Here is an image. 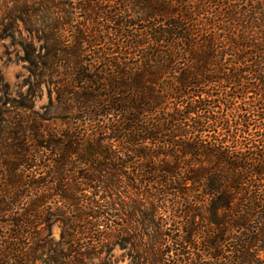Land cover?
<instances>
[{"label": "trees", "instance_id": "obj_1", "mask_svg": "<svg viewBox=\"0 0 264 264\" xmlns=\"http://www.w3.org/2000/svg\"><path fill=\"white\" fill-rule=\"evenodd\" d=\"M78 2L1 13L0 39L34 83L0 100V264H109L125 243L130 264H264V128L248 120V95L264 91V0ZM47 6L65 21L49 25ZM76 10L91 25L66 41ZM59 68L63 86H44ZM177 209L195 253L155 221Z\"/></svg>", "mask_w": 264, "mask_h": 264}, {"label": "rangeland", "instance_id": "obj_2", "mask_svg": "<svg viewBox=\"0 0 264 264\" xmlns=\"http://www.w3.org/2000/svg\"><path fill=\"white\" fill-rule=\"evenodd\" d=\"M63 2L70 3V1L74 0H62ZM76 2H78V0H75ZM79 3V2H78ZM81 5L84 4V0H81ZM12 5V0H0V21L2 20L1 17V13L2 10L6 7H10ZM108 6H110L108 4ZM48 7V6H47ZM49 11L46 14V22L50 25L53 23H56L55 21L58 22H63L65 21V16L64 13H67V10H63V12H55L53 8L48 7ZM53 9V10H52ZM73 18L70 19L67 16V21L68 24L65 25V27L61 28V31L63 32V36L64 38H66V41L69 40L71 38L72 35L76 34L77 30L81 29L83 30L85 27L90 26L91 23L88 20V17L86 15V13L76 10L73 12ZM32 22L34 23H39L40 22V18L34 17L31 19ZM4 24L8 21H3ZM18 26L20 28H22V25L20 23H18ZM1 36V34H0ZM24 37L25 34L23 33ZM69 36V38H68ZM37 45V43H36ZM90 49V48H89ZM22 56L23 53L21 52L20 48L18 45H16V43H14L13 41H11L9 38L6 39H0V100L3 98V91L6 90L5 87L7 88V97L8 98H15L16 93L20 92V91H24L25 87L24 86H33L34 80L33 78L30 76V74L27 71V64H25L24 62H22ZM62 69L59 68L58 70V74L56 76H53L52 78H50V80H48L46 77H43L44 80L46 81V84L44 86H63L62 83H58L60 82L59 79L60 76L62 75L63 72H61ZM252 84V83H251ZM227 89L225 91H223V94H226L228 96H232L233 94L237 93L236 92V88L231 86V85H226ZM251 85H249L248 87H250ZM254 86V85H252ZM249 100H252V103H255V110L253 111V109L249 110L250 112H254V116L253 117H249L250 119H248L249 121H251V124L254 125H259L262 129L264 128V101H257V96H261L262 98H264V91L260 92H253L250 93L249 95ZM46 102V97L45 95L42 98H38L35 102V109L40 111V106L42 104H44ZM238 104V103H237ZM237 104H234L233 106H231V108H235V106ZM6 109H10L9 105H5ZM228 115V119L231 122V128H230V132L234 130V122L235 125H237L239 123V119H240V115H238V113L234 112L233 110L231 112H227ZM255 119H260L259 121H255ZM262 120V121H261ZM238 128V127H237ZM255 128V127H254ZM237 130V129H236ZM235 133V132H234ZM209 136L213 134L209 133ZM115 202H117L115 200ZM193 206L196 207V202H192ZM169 206V204L167 203V207ZM194 207V209H195ZM179 209L175 210L176 212V218L174 219L173 217V212L168 214V212L165 214L162 211L158 212V214L156 215V219L155 221L160 225H164V224H171L172 221L173 222V228H171V231L168 233V231L166 230H161L162 233H168V236H175L174 239H177L176 242L178 243L180 239L181 244L184 242V231H186L187 229H182V232L180 230V227H183V225L180 223V215H179ZM202 224L200 223L198 217H196L194 219V226H199ZM178 230V231H177ZM154 230H150L147 231L145 233L140 232V236L139 239L142 243H149V240H154V238H157L156 235H154ZM52 233H53V237L54 239H58L59 237V228L57 225H53L52 227ZM168 237V238H169ZM197 236H195L196 238ZM164 238L167 239V236L165 235ZM190 243L192 245H188V246H183L180 244L179 242V247L180 250H182L181 248H187V249H183V252L185 253L190 252L191 253H195L194 250H196L197 248H204V244H201V239H196L197 241L193 242L194 239V235L190 238ZM171 246V245H170ZM147 247V246H145ZM123 249H121L120 247L116 246L114 247L113 251H112V257L109 260V264H130L131 263V255L133 254L132 248L130 243H125L122 247ZM141 248H143V246H141ZM161 248H176V246H167L166 244L164 246H162ZM204 261V260H203Z\"/></svg>", "mask_w": 264, "mask_h": 264}]
</instances>
